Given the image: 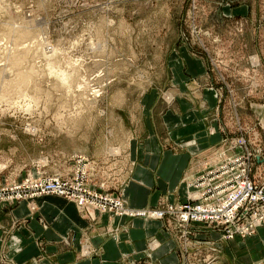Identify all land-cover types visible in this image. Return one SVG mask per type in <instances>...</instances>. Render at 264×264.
Segmentation results:
<instances>
[{
	"label": "rangeland",
	"instance_id": "374dc122",
	"mask_svg": "<svg viewBox=\"0 0 264 264\" xmlns=\"http://www.w3.org/2000/svg\"><path fill=\"white\" fill-rule=\"evenodd\" d=\"M187 50L205 61L220 114L237 124L232 148L241 153L245 141L259 152L250 175L264 182L255 106L264 103V0H0V203H15L26 181L73 177L83 157L126 205L131 146L147 137V108L174 103L176 59ZM175 235L180 264H217L214 239Z\"/></svg>",
	"mask_w": 264,
	"mask_h": 264
},
{
	"label": "crops",
	"instance_id": "0c3cea01",
	"mask_svg": "<svg viewBox=\"0 0 264 264\" xmlns=\"http://www.w3.org/2000/svg\"><path fill=\"white\" fill-rule=\"evenodd\" d=\"M176 61L178 72L170 88L174 103L148 107L144 113L147 137L131 146L129 181L122 188L130 208L186 202L189 183L211 164L205 160L210 157L216 161L218 156L236 154L238 150L232 148L238 135L237 124L225 118L226 111L224 118L220 114L205 61L190 50ZM255 106L264 130V103ZM157 115L162 120V132L157 127ZM262 145L264 155V142ZM261 165L259 168L264 170ZM33 201L0 203V264H180L185 254L175 235L176 227H167V217H121L82 210L65 197L53 194ZM206 227L204 223H192L191 236L201 241L214 239L219 253L215 263L264 264V226L252 236L238 235L233 239L223 238L216 230L206 233ZM153 239L160 244L151 249ZM85 248L89 253L84 252ZM195 248L200 252L207 249L205 245ZM195 248L187 252L198 250Z\"/></svg>",
	"mask_w": 264,
	"mask_h": 264
},
{
	"label": "built area",
	"instance_id": "2783aa9c",
	"mask_svg": "<svg viewBox=\"0 0 264 264\" xmlns=\"http://www.w3.org/2000/svg\"><path fill=\"white\" fill-rule=\"evenodd\" d=\"M241 142V153H236L215 165H207L189 183L186 202L168 203L165 207H150L139 215L148 219L146 215L152 208L154 216L151 218L167 217L187 239H190V225L194 222L219 228L221 234L228 239L238 235L252 236L258 227L264 226V182L259 183L250 175L252 158L258 157L259 152H249L244 148L245 141ZM79 158L81 165L73 177L64 178L57 175L26 181L25 184L17 186L18 196H14L11 202L20 199L34 200L35 197L53 194L65 197L82 210L94 209L121 217L138 215L126 213L127 210L136 212L137 209L128 208L122 196L103 190L104 186L96 183L95 166L90 167L89 163L84 162L85 158Z\"/></svg>",
	"mask_w": 264,
	"mask_h": 264
},
{
	"label": "bare ground",
	"instance_id": "6f19581e",
	"mask_svg": "<svg viewBox=\"0 0 264 264\" xmlns=\"http://www.w3.org/2000/svg\"><path fill=\"white\" fill-rule=\"evenodd\" d=\"M168 99H171L170 97H168ZM85 166V168H84V170H86V167H87V165L85 164L84 165ZM88 166H92V167H94L95 165H92V164H88ZM62 177V176H61ZM196 178V176L193 178V180ZM192 180V181H193ZM196 193V192H195ZM194 193V194H195ZM35 209V208H34ZM80 209H81V207H80ZM137 209V211L135 212H130V211H126V213H128L129 212V214H138V215H136V216H140L139 214H141V213H144L145 212V209H139V208H136ZM136 209H134V210H136ZM32 210H33V206H32ZM127 216V215H126ZM129 216H131V215H129ZM136 216H134V217H136ZM147 217H149V218H151L152 216H154V213H153V209H151V211H150V213L149 214H147L146 215ZM140 217H142V216H140ZM144 217V216H143ZM260 227H262V226H260ZM259 228V227H258ZM156 245H157V242L155 243ZM87 247V246H86Z\"/></svg>",
	"mask_w": 264,
	"mask_h": 264
}]
</instances>
